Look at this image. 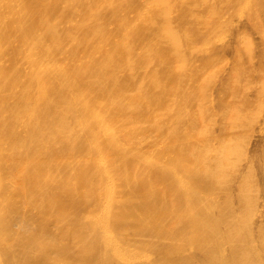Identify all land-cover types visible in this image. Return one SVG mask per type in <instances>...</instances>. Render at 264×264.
Wrapping results in <instances>:
<instances>
[{
	"label": "bare ground",
	"instance_id": "6f19581e",
	"mask_svg": "<svg viewBox=\"0 0 264 264\" xmlns=\"http://www.w3.org/2000/svg\"><path fill=\"white\" fill-rule=\"evenodd\" d=\"M0 264H264V0H0Z\"/></svg>",
	"mask_w": 264,
	"mask_h": 264
}]
</instances>
